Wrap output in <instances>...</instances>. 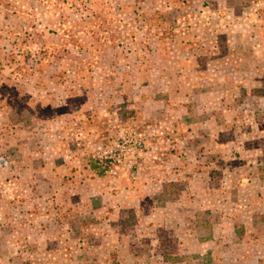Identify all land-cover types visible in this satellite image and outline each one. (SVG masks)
<instances>
[{
	"label": "rangeland",
	"instance_id": "obj_1",
	"mask_svg": "<svg viewBox=\"0 0 264 264\" xmlns=\"http://www.w3.org/2000/svg\"><path fill=\"white\" fill-rule=\"evenodd\" d=\"M72 1L0 0V264H264V0Z\"/></svg>",
	"mask_w": 264,
	"mask_h": 264
},
{
	"label": "trees",
	"instance_id": "obj_2",
	"mask_svg": "<svg viewBox=\"0 0 264 264\" xmlns=\"http://www.w3.org/2000/svg\"><path fill=\"white\" fill-rule=\"evenodd\" d=\"M90 1L91 0H78V2H79V4L80 5H82V7L81 8H83L84 7V10L86 11L85 12V15L86 14H90V16H91V12L90 13H88L89 11H91L90 10V5H88L87 3H89V4H91L90 3ZM72 2H76V0H73ZM167 2V1H166ZM135 9L137 8V6H135L134 7ZM82 12V11H81ZM61 18H66L67 19V17L66 16H64L63 17V15H61L60 16ZM69 18V17H68ZM130 19H134L135 21H145V17H142V18H139V16L138 15H136V16H134V17H131ZM129 19V20H130ZM119 20H121V19H119ZM90 21V17H88L87 18V22H89ZM114 21H115V19H114V17H112V18H110L108 21H104V23L106 22L107 24L108 23H110V25H112L113 23H114ZM102 30H104V32H106L107 34H109L110 35V31L108 30V29H102ZM88 32H91V34L92 33H94L95 31H90V30H88L87 31V33ZM125 36V35H124ZM124 36H122V38L124 37ZM130 37H132V35L130 34L129 35ZM119 38H121V37H119ZM114 39L111 37V35L108 37V36H104L103 37V42H105V43H111L112 45L114 44V41H113ZM120 43H122V41H119ZM46 53V52H45ZM51 52H49L48 53V55L50 54ZM88 53V52H87ZM82 65H83V63H81V64H79L78 65V68L80 67H82ZM36 71V66H33L32 67V70H26L25 69V71L23 72V73H26V74H28L29 76H31V74H33L34 72ZM21 72V70H19V68H18V74L17 75H19V73ZM16 75V76H17ZM115 151H125V149H115ZM113 152H114V150H113ZM116 153H119V152H116ZM116 153L114 152V154L111 152L110 153V155H108V156H106L105 158H103V157H101L100 159H99V157L98 158H95V159H90V165H91V168H93L94 170H95V173L97 174V175H99V176H102L103 174H105V172L107 171V169L109 168V161H111V160H113V158L116 156ZM162 255H163V258H164V260L165 261H169V262H173L172 261V259L170 258V257H168V255H166V253H162ZM260 262H262V261H260Z\"/></svg>",
	"mask_w": 264,
	"mask_h": 264
}]
</instances>
